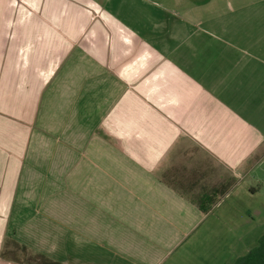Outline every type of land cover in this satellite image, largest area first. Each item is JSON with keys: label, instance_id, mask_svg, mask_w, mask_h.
<instances>
[{"label": "crops", "instance_id": "1", "mask_svg": "<svg viewBox=\"0 0 264 264\" xmlns=\"http://www.w3.org/2000/svg\"><path fill=\"white\" fill-rule=\"evenodd\" d=\"M263 154L264 0H0V264H162Z\"/></svg>", "mask_w": 264, "mask_h": 264}, {"label": "rangeland", "instance_id": "2", "mask_svg": "<svg viewBox=\"0 0 264 264\" xmlns=\"http://www.w3.org/2000/svg\"><path fill=\"white\" fill-rule=\"evenodd\" d=\"M241 169V176H234L237 187L225 201L163 249L162 264H229L233 256L244 255L257 245L264 234V154ZM243 182L251 188L242 191ZM223 209L229 213L223 214ZM5 248L21 254L10 241Z\"/></svg>", "mask_w": 264, "mask_h": 264}, {"label": "trees", "instance_id": "3", "mask_svg": "<svg viewBox=\"0 0 264 264\" xmlns=\"http://www.w3.org/2000/svg\"><path fill=\"white\" fill-rule=\"evenodd\" d=\"M233 183H221L217 188L213 189L211 192L205 194L206 205H201L200 209L204 213H208L212 205L220 200L224 196ZM252 191H254L252 189ZM203 201V198H202ZM15 246L22 250L26 254L25 260L23 262L28 264H59L58 262L53 261L52 259L44 256L40 253H31L23 245H19L17 242L13 241ZM7 254V253H6ZM234 264H264V234L259 238L256 246L250 248L244 255L238 256Z\"/></svg>", "mask_w": 264, "mask_h": 264}]
</instances>
